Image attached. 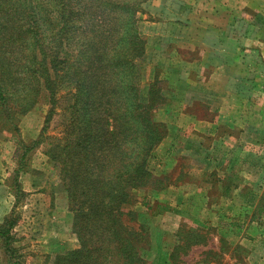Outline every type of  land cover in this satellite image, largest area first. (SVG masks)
Wrapping results in <instances>:
<instances>
[{"label": "rangeland", "instance_id": "1", "mask_svg": "<svg viewBox=\"0 0 264 264\" xmlns=\"http://www.w3.org/2000/svg\"><path fill=\"white\" fill-rule=\"evenodd\" d=\"M32 1L42 6V0ZM69 4L73 13L67 16L71 26L65 34L67 61L53 74L57 78L56 105L48 122V92L32 71L33 40L18 31L15 24L19 19L11 17L13 12L0 18V24L6 22L0 26L4 97L0 99V223L15 218L12 260L17 264H52L55 255L65 251L50 250L51 246L58 248L56 242H66L67 248L72 243L78 245L74 211L66 193L67 169L76 160L80 182L97 180L96 185H109L108 131L115 129L110 109L114 112L119 106V114L126 109L127 100H137L152 101L156 106L150 117L159 124L158 132L165 131L156 146L170 140L157 152L156 146L152 148L147 160L150 176L144 188H134L130 194L129 208L137 212L150 233L141 251L144 264H168L170 252L175 264H264V208L252 217L254 211L237 202L233 203L236 213L227 215L225 205L232 202L214 196L212 201L207 199L206 191L214 195L220 190L218 179L225 175L220 162L229 155L225 153L230 146L216 142L212 153L204 149L211 138L202 132L203 121L183 115L187 111L202 115V104L189 99L205 94L208 79V87L224 86L233 97L242 99L248 93L243 91L247 88L243 82L232 89V68L218 55H230L240 44L245 47L252 41L241 42L236 35L225 39L212 26L242 16L238 28L262 36L264 0H137L134 20L121 6L110 9V0H69ZM247 17H256L258 22L247 23ZM127 31L137 33L131 41L141 50L140 55L128 56L133 66L125 70L110 68L111 55L115 57L128 42ZM240 71L245 77L251 73L243 67ZM127 80L134 89L126 97L121 85L126 86ZM150 96L155 100H149ZM248 117L264 123L262 114ZM126 124L134 135L141 134V123L133 114L127 115ZM195 125L200 130L194 129ZM74 141L76 155L72 152ZM129 143H123L130 154L127 162L138 150L134 141ZM24 145L31 147L21 158ZM209 168H215L214 175L209 174ZM257 173L264 180V166ZM257 173L254 168L244 169L242 176L249 179ZM173 181L178 184L171 195ZM158 204L169 210L158 211ZM174 205L180 208V216L172 211ZM260 205L264 207V202H258ZM3 243L0 237V264H15Z\"/></svg>", "mask_w": 264, "mask_h": 264}, {"label": "trees", "instance_id": "2", "mask_svg": "<svg viewBox=\"0 0 264 264\" xmlns=\"http://www.w3.org/2000/svg\"><path fill=\"white\" fill-rule=\"evenodd\" d=\"M46 1L49 4L44 5L42 0V6H40L37 3L33 4L32 0H0V18L13 12L11 17L19 19V22L15 24L18 31L21 35L28 33L33 40L32 71L48 92L50 110L45 119L48 122L56 105L57 78L53 74L57 73L62 62L67 61L65 34L71 27L67 16L68 13H73V8L69 6V0ZM136 2L137 0H110V9L121 6L127 12V17L134 20ZM87 9L90 10L89 7ZM3 25H6V22L0 24V26ZM127 33L128 42L126 46H122V51L115 57L111 55L110 68L116 66L120 67V71L125 70L133 66L132 57L128 56L140 55L141 50L135 49L131 41L132 36L137 37V33L135 31H127ZM124 85L126 86L121 85V87L126 88L123 92L127 97L128 91L131 92L130 90L134 88L128 80L124 82ZM148 93L151 95L152 91L149 90ZM0 99L4 100L2 86H0ZM149 100L155 99L150 96ZM114 102L112 100L113 104ZM112 103L110 102V106L113 105ZM121 103L123 105L124 102ZM126 103V109L123 108L119 114L117 112L119 106L115 107L114 112L110 109V122L115 125V129L112 127L108 131L110 184L101 182L96 185L97 180H90L88 183L80 182L77 176L76 160H72L67 169L69 182L66 193L69 207L74 211L73 232L76 234L78 245L63 253H57L52 264H144L145 262L141 251L148 242L150 233L148 227L137 217V212L129 208L132 204L130 194L134 188H144L150 176L147 168L149 153L161 141L165 131L158 132L159 124L150 117L151 109L156 108L152 101L145 103L127 100ZM129 114H133V119L141 123L138 129H142V132L139 136L129 131L126 124ZM129 141H134L138 150L127 162L125 159L130 157V154L128 147L125 148L124 144L125 142L130 144ZM33 143L36 144L38 141ZM30 147L23 146L21 158ZM72 152L76 155L77 141L72 144ZM81 194H84V197ZM263 208V205H260L258 212H261ZM167 210H169L168 206L158 204V211ZM14 224L15 218H8L0 223V237L3 239L5 251L10 255V262L17 264L15 260H12L15 250L10 242ZM173 260V252H170L168 263L175 264Z\"/></svg>", "mask_w": 264, "mask_h": 264}, {"label": "crops", "instance_id": "3", "mask_svg": "<svg viewBox=\"0 0 264 264\" xmlns=\"http://www.w3.org/2000/svg\"><path fill=\"white\" fill-rule=\"evenodd\" d=\"M236 17L224 19V22H221L219 27L213 25L212 30L220 36L223 35L225 39L226 36L231 38L236 35L241 42L252 41V43L247 44L245 47L240 44V47L236 48L234 53L230 55L226 52H221L218 55L225 60L224 64L226 67L230 66L232 68V72L234 73L232 81H235L232 89H235V84L236 86H240L241 82H243L246 83L243 86L247 87L243 91H247L248 93L242 99H240V96L233 97L232 93L226 87L224 88V86H220V88L214 86L208 87L209 83H211V80L208 79L205 82L206 86L204 88H207L205 94L201 97L194 96L189 99L192 103L202 104L204 109L202 115H197L195 111H187L183 115L193 117L197 121H203L202 132L211 138L209 143L204 145V149L212 153L216 142H223L224 147L230 146L229 152L225 153V155H229L222 157V162H220L219 169L222 172L225 171V175L219 176L218 179L220 190L217 189L214 195L211 193L208 195L206 191L207 199L212 201V196H214L215 199L220 201L232 202L231 205H225L227 215H234L236 213L237 208L233 203L239 202V206L243 204L250 207L252 212L254 211L253 214L251 212L252 217H255L259 216L258 202H264V180H261V177L257 173L264 166V158L261 156L264 153L260 154L258 150H264V123L254 117L248 116L255 114L264 115V34L258 37L257 34L259 33H255V31L239 29L237 24L239 21L243 22L242 18L244 17ZM245 21L251 24L258 22L256 17H247ZM242 67L251 72L246 75L247 77L240 73V68ZM209 72L210 74L213 73L212 70ZM208 115L212 117L210 118ZM194 129L200 130L197 125L194 126ZM230 139H234L236 142H232ZM167 143L169 144L170 140L165 142L164 139L156 146V152L159 148H164ZM253 168L257 173L256 177L247 179L242 176L244 169L251 171ZM209 169V174L214 175L215 168ZM231 170L234 173H231ZM177 184L173 181L172 185H170L172 187L171 191L169 190L171 195ZM259 185L263 186L260 190H258L260 188ZM161 192L164 193V191ZM165 193L169 195L168 191ZM211 206L210 204L209 207ZM175 207L176 209H173ZM173 208L172 211L180 216V208L176 205ZM59 233L67 237L65 236V232L59 230ZM70 239V242L73 241V237ZM56 243L58 248L56 249L51 246L50 250L59 251L77 247V244L73 243L70 244V248H67L66 242ZM208 264L213 263L210 262Z\"/></svg>", "mask_w": 264, "mask_h": 264}]
</instances>
